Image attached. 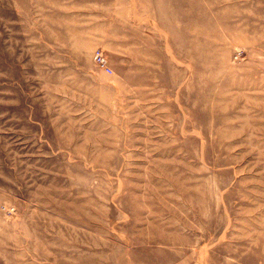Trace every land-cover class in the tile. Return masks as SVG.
<instances>
[{
    "label": "rangeland",
    "instance_id": "374dc122",
    "mask_svg": "<svg viewBox=\"0 0 264 264\" xmlns=\"http://www.w3.org/2000/svg\"><path fill=\"white\" fill-rule=\"evenodd\" d=\"M0 264H264V0H0Z\"/></svg>",
    "mask_w": 264,
    "mask_h": 264
},
{
    "label": "built area",
    "instance_id": "2783aa9c",
    "mask_svg": "<svg viewBox=\"0 0 264 264\" xmlns=\"http://www.w3.org/2000/svg\"><path fill=\"white\" fill-rule=\"evenodd\" d=\"M92 62L95 67L104 72L105 74H112V68L110 66L107 56L100 48H95L92 52Z\"/></svg>",
    "mask_w": 264,
    "mask_h": 264
}]
</instances>
